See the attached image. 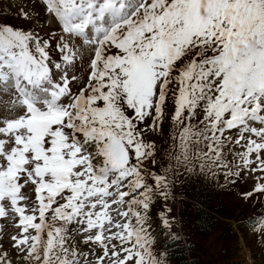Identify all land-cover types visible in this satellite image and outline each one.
Returning a JSON list of instances; mask_svg holds the SVG:
<instances>
[{
    "label": "snow or ice",
    "instance_id": "snow-or-ice-1",
    "mask_svg": "<svg viewBox=\"0 0 264 264\" xmlns=\"http://www.w3.org/2000/svg\"><path fill=\"white\" fill-rule=\"evenodd\" d=\"M38 2L47 34L0 21V264H169L180 178L264 196V0Z\"/></svg>",
    "mask_w": 264,
    "mask_h": 264
},
{
    "label": "rangeland",
    "instance_id": "rangeland-1",
    "mask_svg": "<svg viewBox=\"0 0 264 264\" xmlns=\"http://www.w3.org/2000/svg\"><path fill=\"white\" fill-rule=\"evenodd\" d=\"M21 7L32 12L33 18H20L18 10ZM36 12H39L38 16L35 15ZM0 21L25 29L32 28L42 35L47 34L50 27H55L50 18L44 15L38 0H0ZM170 133V121L166 120L163 135L153 136L158 148L157 166L153 170L168 163L167 151L172 143ZM253 182V179H248L246 182L226 185L223 175L215 181L195 175L180 178L169 190V199L158 198L151 208L152 231L157 238V251L166 249L169 264H181L172 257V252L178 250L172 248V241H176V246L184 247L186 258L191 264H264V243L249 230L252 223L249 218H253L254 222L260 219V214H264V196L258 199L253 197L247 201L240 196L241 192L252 188ZM195 185L206 197L209 207L205 206V202L192 198L190 191ZM196 205L202 206L204 211L213 216L214 228L206 235L196 231ZM161 212L169 219L170 229L161 223L158 215Z\"/></svg>",
    "mask_w": 264,
    "mask_h": 264
},
{
    "label": "trees",
    "instance_id": "trees-1",
    "mask_svg": "<svg viewBox=\"0 0 264 264\" xmlns=\"http://www.w3.org/2000/svg\"><path fill=\"white\" fill-rule=\"evenodd\" d=\"M199 187L197 185L193 186L191 189V195L192 198L199 201V202H205V206L209 207L210 204L205 200L206 197H204V194H202V191H198ZM194 220L197 226V230L202 233L203 235H206L212 231L214 228V219L213 216L204 211V209L200 206L195 207L194 209ZM174 249H177L178 247L175 245L173 246ZM180 249L182 251L180 252ZM172 257L177 260V262L181 264H189V261L184 259V252L183 248L180 247L176 252L172 253Z\"/></svg>",
    "mask_w": 264,
    "mask_h": 264
}]
</instances>
